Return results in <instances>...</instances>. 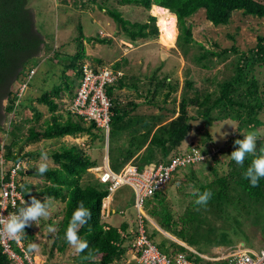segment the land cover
I'll return each mask as SVG.
<instances>
[{"label":"trees","instance_id":"obj_1","mask_svg":"<svg viewBox=\"0 0 264 264\" xmlns=\"http://www.w3.org/2000/svg\"><path fill=\"white\" fill-rule=\"evenodd\" d=\"M90 5H97L117 25L114 33L132 44L140 40L158 38L160 35L157 18L167 13L176 19V50L185 60L191 61L203 69L209 70L218 64L227 65L228 77L215 82L213 92L202 93L194 88L192 80L187 87L195 90L194 98L183 97L179 109L167 108L170 98L178 90V81L171 75L157 76L163 63L156 68L152 76L130 72L131 60L122 57L110 64L115 72L122 75L105 87L111 100L113 113L110 129L99 127L85 117L73 114L68 107L59 111L57 97L63 87L73 99L79 81L83 76L85 59L84 42L112 44L111 37L86 36L82 29L77 37L78 52L68 65H64V83L53 91L42 88L41 95L26 103L23 93L32 85L35 73H30L37 66L35 62L42 51L53 48L47 36L39 30L36 15L29 7V0H0V133L8 132L7 142L1 148L4 157L12 169L17 163L27 162V158L37 159L42 156L43 149L26 150V146L42 139L62 141L65 137L89 135L92 142L101 138L108 144V156L111 169L121 174L130 164L143 171L151 163L169 164L173 157L186 152L181 151L184 141L192 132L188 107L198 110L210 125L215 119L232 120L238 123V131L246 130L251 136L262 122L260 115L264 112V90L255 74L256 69L264 67V35L257 36L256 45L247 52L238 47H229L215 51L195 41L190 18L198 10H203L207 21L215 26H228L235 13L244 16L264 19V3L260 0H88ZM122 6H136L146 13V21H132L124 17L121 10L112 3ZM81 27V26H80ZM174 38V39H175ZM198 47V50H192ZM54 55H60L55 50ZM232 57V58H231ZM95 61L102 63V59ZM104 62V63H103ZM107 64V63H106ZM98 69V67H97ZM74 71L78 83L73 90V83L66 76ZM148 80L145 102L159 105L161 110L177 117L169 120L166 113L152 115L136 114L141 103L130 100L125 105L120 92L140 93L141 79ZM264 86V85H263ZM24 87V90H23ZM26 93V92H25ZM160 94L164 100L161 101ZM57 98V99H56ZM5 101H7L5 105ZM47 106L51 117L44 118V113L34 104ZM30 102V101H28ZM176 102V101H174ZM30 109L33 113L26 129L20 127L16 133L8 131V125L17 119L21 110ZM17 117V118H16ZM12 118V119H11ZM232 155L228 161V170L220 171L211 166L209 173L199 169L203 162L180 167L173 172L168 189L157 191L148 197L144 210L147 236L158 244L162 253L173 256L185 253L196 264H232L230 257L221 258L238 249L240 243L245 248L259 251L264 247V138L249 143L245 135L233 138ZM191 148V147H190ZM205 155L206 150H202ZM106 156V150H102ZM53 166L41 167L30 165L19 170L20 185L26 204L36 206L39 212L53 202L62 203L64 215L58 219V228L51 236L54 249L65 253L75 242L78 245L77 257L82 264H118L134 250L137 220L133 226L124 222L120 227L108 224L104 220L103 204L110 194V183L100 186L83 185L89 169L99 166L101 160L88 155L87 150L77 144L63 143L59 148L47 151ZM103 159V158H102ZM28 170L30 172H28ZM42 178L38 183L25 180L32 172ZM223 172V173H221ZM170 185V186H169ZM20 207L25 205L20 204ZM57 214V213H56ZM58 215V214H57ZM27 216H31L29 213ZM55 218L47 221L49 227L54 226ZM57 222V221H56ZM23 229L21 239L28 251H34V238L26 219L17 223ZM172 237L163 236V232ZM161 240L158 241V238ZM184 242L187 246L182 245ZM220 259H216L219 258ZM0 264H11L3 254L0 244ZM130 264H136L135 261Z\"/></svg>","mask_w":264,"mask_h":264},{"label":"rangeland","instance_id":"obj_2","mask_svg":"<svg viewBox=\"0 0 264 264\" xmlns=\"http://www.w3.org/2000/svg\"><path fill=\"white\" fill-rule=\"evenodd\" d=\"M260 1L264 3V0ZM112 6L118 7L127 19L132 21L147 20L146 13L139 7H119L114 2ZM29 7L35 12L37 27L49 38L48 42L53 50L48 52L42 51L35 61L37 66L35 67V76L32 85L29 89L26 88L23 93V97L25 96L24 100L27 99L26 103H31L32 100L41 95L38 88L53 91L56 86H60L64 83V65H68L72 57L78 52L77 37L79 36L80 29H82L88 37H111L113 42L110 45L108 43L98 44L96 42H88V40L85 41L84 47L87 56L85 63L91 61L94 65H98L99 63L95 60L102 59L105 64L107 63L106 66H110L108 62L112 61L113 63L114 61L122 59L124 56H128L131 60L129 71L147 76H152L156 68L163 63L162 70L157 76L163 78V75H171L173 81L179 82L176 94L170 98L167 104V108L169 109L173 107L179 109L183 97L194 98L195 90H190L187 87L186 83L188 80H192L195 83V89L202 93H206L213 92L217 87L216 82L222 81V79L228 77L230 74H224L227 72V65L224 64H218L214 69L206 70L191 61L185 60L181 53L176 50L178 29L176 38L175 25L173 28V38H167L160 25L165 14L159 18L158 15L153 13V9L151 13L157 18V26L160 31L159 37L140 40L138 44H132L125 38L114 34L118 30L115 22L104 11H100L97 5H90L88 0H29ZM189 22L193 26L195 41L215 51L235 46L238 47L240 51L247 52L256 45L257 36L259 34L264 35V19L244 16L241 12L234 14L232 23L228 26H215L207 21L203 10H198L193 14ZM55 50L60 51V55H54ZM196 50H198V47H195L192 52ZM255 74L257 79L261 82V91H263L264 67H258ZM66 76L69 78V82L74 84V90L78 83L76 73L71 70L66 73ZM141 80L142 82L139 83L141 89L139 90L140 93L143 94L142 96H138L137 93L131 94L127 92V94H122V92H120L119 95L122 97L125 105L129 103L130 100L136 99L141 103L140 107L136 110V114L152 115L166 113L169 120L177 117L178 115H172L170 112L167 113L165 110H161L159 105H162V102H156L154 105L145 102L148 99L145 97L148 80L145 78ZM57 98L59 111H66L71 101L69 93L62 87L60 95ZM160 98L161 101L164 100L163 94H160ZM6 103L7 101H5V105ZM34 104L44 113V118H42V120L51 117L47 106L40 105L33 101V105ZM188 111L189 115L193 117L190 121L192 132L184 141L181 151L189 152L193 148L206 150L208 152V158H206V161L199 167L200 170L206 173H209V168H211V166L213 167L215 164L217 166V161L220 163V171L228 170V161L232 157L229 151L234 148L232 144L233 138L240 137L244 134L247 141L252 144H254L257 139L264 138V112L260 115L262 125L256 128L254 134L248 136V134L246 135V130L242 132L238 131L237 122L230 119L217 121L215 119L217 115L216 112H212L211 117H213V123L209 125L203 117L198 115V110L194 107H188ZM32 113L30 109L26 111L21 110L18 118L16 117L17 119L13 120L11 125H8V131L10 130V132L16 133L20 127L26 129L29 122H25V119L31 120L33 117ZM7 134L0 133V143L3 144L7 142ZM63 143L68 145L77 144L79 147L87 150L88 155L101 160L99 164L100 169L88 170V174L83 181V185L89 183L100 186L98 176L104 169L107 159V146L101 138L93 142L89 135H78L77 137L68 136L62 141L42 139L39 142L26 146L25 149L34 150L42 148L44 154L37 159L27 158V162L24 163V166H27V168H29L30 165L41 167L53 166L52 160L46 153L47 151H52L54 148H59ZM103 149L106 150V156L102 154ZM24 179L36 184L42 178L33 171L32 174L27 175ZM112 197L113 200L108 199L104 206L108 207L112 204L113 207L117 206L119 211L124 207V213L113 214L109 219L104 220L112 225H120L122 222H128L131 215L135 213L131 214L133 210L135 211L134 203L136 200V190L130 184H125L114 191ZM105 214H107V212ZM63 215L62 203L57 201L47 206L41 212L37 210L36 206L31 208V216L27 217L26 223L28 227L30 226V229H32L31 232L35 236L33 244L34 253L39 259L45 260L50 264H82V260L77 257L78 245L75 242L66 251L67 256L65 253L55 248L54 256L53 258L51 257L50 252L54 242L51 236L58 228V219H61ZM53 218H55L54 226L49 227L47 221ZM24 232L25 231L21 229L22 235H24ZM159 240L161 239L158 238V241ZM242 246V243H240L238 248ZM231 253H234V251L220 257L225 258ZM133 256V251H130L128 257L118 264H130V262L134 261ZM220 257L216 259H220Z\"/></svg>","mask_w":264,"mask_h":264},{"label":"built area","instance_id":"obj_3","mask_svg":"<svg viewBox=\"0 0 264 264\" xmlns=\"http://www.w3.org/2000/svg\"><path fill=\"white\" fill-rule=\"evenodd\" d=\"M32 74L34 71L30 77ZM121 75V72L116 73L107 67L96 70L90 64H86L83 68L82 82L68 110L90 122H95L108 133L113 113L105 87L114 83ZM4 155V150L1 149L0 244L3 254L8 257L11 264H50L39 259L33 251H28L21 239V228L17 223L25 218L30 210L19 190V170L25 166L19 162L10 169ZM206 158L208 155L202 153V150L193 148L183 155L173 157L169 164H152L144 171H140L136 166H129L120 175L108 169L101 175L103 182L112 180L111 191L123 184H130L136 190L137 231L133 242V259L136 264H196L185 253L169 256L160 251L158 245L147 236L145 219L148 216L143 208L148 197L166 189L174 171L189 164L206 161ZM20 204L25 207L21 208ZM241 248L232 255V264H264V247L259 251Z\"/></svg>","mask_w":264,"mask_h":264},{"label":"clouds","instance_id":"obj_4","mask_svg":"<svg viewBox=\"0 0 264 264\" xmlns=\"http://www.w3.org/2000/svg\"><path fill=\"white\" fill-rule=\"evenodd\" d=\"M33 13L35 14V12L33 11ZM97 62V61H96ZM97 63H99L98 65H94L91 61H87V63H85V65L86 64H90L92 67H94L96 70H99V69H101V68H105V67H107V68H110V69H112L110 66H106V64L104 65V66H100L102 63H100V62H97ZM84 65V66H85ZM97 67H98V69H97ZM84 68V67H83ZM113 70V69H112ZM32 71H34V73H35V68H34V70H32ZM31 71V72H32ZM114 71V70H113ZM117 73V72H116ZM122 73V72H121ZM31 74V73H30ZM82 79H83V76H82ZM82 79H81V81H79L80 83H79V85H78V88H79V86H80V84H81V82H82ZM78 88L76 89V91L78 90ZM76 91H75V94H76ZM75 94H74V96H75ZM74 98V97H73ZM72 100V99H71ZM71 102V101H70ZM4 144V143H3ZM2 144V145H3ZM2 149V148H1ZM107 159H106V164H105V166H104V169L101 171V173L99 174V181L101 182V183H103V184H105V183H110L111 185H110V188H111V186H112V180L110 179V180H108V181H106V182H103L102 180H101V175L105 172V171H107L108 169L110 170V171H112L113 173H115L112 169H111V167H110V163H109V156H108V144H107ZM25 163V162H24ZM23 163V164H24ZM152 164H156V163H151L149 166H151ZM100 166V165H99ZM99 166H97V167H94V168H91V169H96V168H98ZM129 166H135V165H132V164H130V165H128L127 167H129ZM148 166V167H149ZM126 167V168H127ZM137 167V166H136ZM147 167V168H148ZM24 168H27V166H25ZM91 169H89V170H91ZM146 169V168H145ZM144 169V170H145ZM143 170V171H144ZM28 172H30L29 170H28ZM124 172V171H123ZM115 174H117V173H115ZM117 175H120V174H117ZM169 184V183H168ZM123 185H125V184H123ZM120 186H122V185H120ZM119 186V187H120ZM119 187L118 188H116L114 191H116V190H118L119 189ZM167 187H168V185H167ZM166 187V188H167ZM114 191H111V189H110V194L108 195V197L105 199V201H104V204H105V202L108 200V199H110V197L112 198V193L114 192ZM104 204H103V214H104V218H105V211H106V209H108V207H106V206H104ZM136 204V200H135V203H134V205ZM30 206V205H29ZM135 207V206H134ZM31 208H32V206H30V210H29V212L26 214V216H25V218H23V219H27V215L29 214V213H31ZM144 209V208H143ZM135 211H136V217H135V221L137 220V210H136V208H135ZM144 212H145V210H144ZM146 213V212H145ZM146 215H147V213H146ZM148 216V215H147ZM148 218V217H147ZM164 232V231H163ZM166 233V232H165ZM22 235V234H21ZM167 235L169 236V237H172L170 234H168L167 233ZM173 239H174V237H172ZM155 242V241H154ZM156 243V242H155ZM180 243L182 244V245H184V246H186V247H189V246H187L184 242H181L180 241ZM157 244V243H156ZM158 245V244H157ZM159 248V247H158ZM239 249V248H238ZM238 249H236L235 251H234V253L238 250ZM242 249H250V248H245V244L242 246ZM251 250H253V249H251ZM261 250V249H260ZM133 251V253H134V250H132ZM254 251H256V250H254ZM34 252V251H33ZM234 253H231L229 256H227V257H230V260L232 259V255L234 254ZM232 263V262H231Z\"/></svg>","mask_w":264,"mask_h":264},{"label":"bare ground","instance_id":"obj_5","mask_svg":"<svg viewBox=\"0 0 264 264\" xmlns=\"http://www.w3.org/2000/svg\"><path fill=\"white\" fill-rule=\"evenodd\" d=\"M164 15V14H163ZM162 15V16H163ZM176 24V19L172 17L170 14L165 13L161 20L162 30L165 32L167 38L172 39L174 35V25Z\"/></svg>","mask_w":264,"mask_h":264},{"label":"crops","instance_id":"obj_6","mask_svg":"<svg viewBox=\"0 0 264 264\" xmlns=\"http://www.w3.org/2000/svg\"><path fill=\"white\" fill-rule=\"evenodd\" d=\"M98 169H100V167H98ZM110 200H113V197L112 198L110 197ZM111 206H112V204L110 206H108V209H106L105 212H107V214H105V218L104 219H109L113 214L124 213V207L123 206H122L123 208H121L120 211L118 210L117 206H115V207H113V206L111 207ZM126 211H127V209H126ZM133 213H134V215H131V218H129V220H128V222H130L132 224L131 226H133V224L135 222V217H136L135 214H136V211L133 210V212L131 214H133ZM123 223L124 222H122L120 225H113V226L120 227ZM163 236H168V235H167V233L163 232ZM160 239H161V237H160Z\"/></svg>","mask_w":264,"mask_h":264},{"label":"water","instance_id":"obj_7","mask_svg":"<svg viewBox=\"0 0 264 264\" xmlns=\"http://www.w3.org/2000/svg\"><path fill=\"white\" fill-rule=\"evenodd\" d=\"M242 245H244V243H242Z\"/></svg>","mask_w":264,"mask_h":264}]
</instances>
